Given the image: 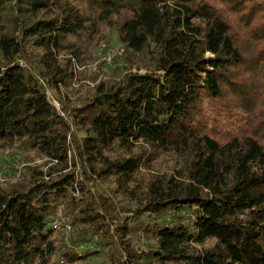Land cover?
Masks as SVG:
<instances>
[{
  "label": "trees",
  "instance_id": "16d2710c",
  "mask_svg": "<svg viewBox=\"0 0 264 264\" xmlns=\"http://www.w3.org/2000/svg\"><path fill=\"white\" fill-rule=\"evenodd\" d=\"M105 28L137 70L64 95L68 55ZM11 147L33 155L0 180V264H82L103 248L102 264H264V0H0ZM56 219L98 247L57 239Z\"/></svg>",
  "mask_w": 264,
  "mask_h": 264
},
{
  "label": "rangeland",
  "instance_id": "374dc122",
  "mask_svg": "<svg viewBox=\"0 0 264 264\" xmlns=\"http://www.w3.org/2000/svg\"><path fill=\"white\" fill-rule=\"evenodd\" d=\"M123 50V44L117 40L114 30L105 28L104 32L96 35V37L91 40V42H89V44H87V46L84 48V52H82V54L80 55L81 61L77 56L73 54L68 55L71 57L73 62L75 77L72 80L69 91L65 88L64 85H62V83H60V91L64 95L75 98L77 94L83 93L86 89L97 83L101 78L116 77L126 70H137L135 66H130L128 62L123 58ZM75 61L77 62L76 66L74 64ZM139 70L144 71V68H140ZM49 91L50 94H52L51 90ZM59 103L57 104L56 102L57 105H59ZM32 155V150L30 149L19 147L1 149L0 180L5 182L18 178L21 171L24 170L23 165L25 164L26 157ZM37 161H39V159ZM167 163L168 162L156 163L157 169H164ZM106 184L107 181H98V185H100L101 188L105 187ZM93 187L94 189L97 188V186L95 185ZM105 189H108L107 186L105 187ZM112 197L115 201L117 212L120 213L119 216H122V218L118 219L117 223L120 224L125 222L124 216H127L126 224L128 226L131 225L136 217L135 211H130L129 209L131 208H127L129 205H131L130 202H128V200L124 197H120L122 198L120 202L118 201V198L116 196L112 195ZM57 221V219L54 221V223L56 222L59 224V235L57 239L61 240V237H64V240H66L69 245H71L73 248H75V250L79 252L92 250L98 247L95 239H91V241H88L86 243H77L73 241L79 238L77 235L78 226L67 222L66 219H61L62 222ZM110 228L113 232V238L118 240L116 232H114L113 223L110 224ZM129 235L131 238H133L132 243L138 249V251H145L148 248V245L151 243L150 239L143 235L142 232H133ZM103 249L105 250V248ZM104 250L101 251L102 255H97V253L90 255L89 257L84 259V262L82 264H102L106 260ZM54 262L55 264H60L56 261ZM150 262L151 264H155L154 260H150ZM76 264H79V262H76Z\"/></svg>",
  "mask_w": 264,
  "mask_h": 264
},
{
  "label": "built area",
  "instance_id": "2783aa9c",
  "mask_svg": "<svg viewBox=\"0 0 264 264\" xmlns=\"http://www.w3.org/2000/svg\"><path fill=\"white\" fill-rule=\"evenodd\" d=\"M74 64H75V66L77 65V62L75 61L74 62ZM53 102L55 103V105H57L58 103H59V101L57 100V99H53ZM56 102H57V104H56ZM58 106V108L60 109V103H59V105H57ZM54 161H57V159H54Z\"/></svg>",
  "mask_w": 264,
  "mask_h": 264
}]
</instances>
